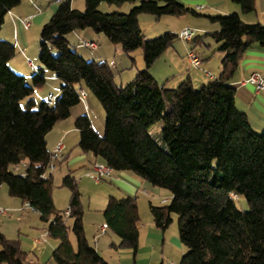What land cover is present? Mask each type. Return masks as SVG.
<instances>
[{"label": "trees", "instance_id": "obj_1", "mask_svg": "<svg viewBox=\"0 0 264 264\" xmlns=\"http://www.w3.org/2000/svg\"><path fill=\"white\" fill-rule=\"evenodd\" d=\"M244 12L254 11L256 0H235ZM84 10L72 0L43 24L39 59L43 67L32 82L9 64L16 46L0 38V184L12 196L29 202L46 223L51 237L59 240L53 252L58 264H111L89 242L84 231V209L78 180L72 174L62 186L71 191L70 217L53 199V180L46 176L52 152L46 136L54 125L71 115L79 104L78 88L87 86L106 110L101 134L88 114L77 117L79 146L112 168L142 176L172 193L167 204H151L157 227L167 230L178 215L179 235L187 247L178 264H264V130L256 131L247 113L236 105L232 84L247 50L264 46V24L247 23L239 13L211 16L220 30L207 33L224 52L219 76L196 88L190 77L176 87L160 84L150 68L179 34L167 31L146 38L141 14L181 15L198 13L180 0H141L130 12H103L100 4L118 7L136 0H85ZM20 0H0V29ZM199 14V13H198ZM92 29L103 33L126 54L142 48L146 68L126 85L115 81L107 60L88 59L68 35ZM203 36L196 35L193 41ZM62 82L55 106L38 107L34 92L47 82V73ZM24 104V100H26ZM26 105V106H25ZM162 122L161 143L150 127ZM27 162L25 170L13 167ZM234 195L244 196L248 210H241ZM236 197V198H237ZM109 230L121 238V248L134 254L139 248L140 212L135 196L111 195L104 210ZM76 236L77 249L69 236ZM40 264L28 260L18 239L0 230V264Z\"/></svg>", "mask_w": 264, "mask_h": 264}, {"label": "crops", "instance_id": "obj_2", "mask_svg": "<svg viewBox=\"0 0 264 264\" xmlns=\"http://www.w3.org/2000/svg\"><path fill=\"white\" fill-rule=\"evenodd\" d=\"M140 1L141 0H136L135 3L126 4H131L130 7L132 8L135 4H138ZM180 1L186 6L195 9L199 14L187 12L177 16L171 15L173 16L170 17L173 18L171 20L181 26L178 29L174 30L171 27L172 24L168 23V25L165 26L166 32L170 31L179 34V32L185 27H192L197 30V35L203 36L207 33L218 31L221 28L218 22L211 20V16L227 15L233 12L239 13L241 18L247 23L264 24V0H256V8L254 11L251 12H244L241 6L235 0ZM61 4L62 0H20V4L8 13V15L6 16V20L2 25V28L0 29V38L10 41L16 46V54L18 55L17 57H15V55L10 60V66L15 71L24 74L28 81H30V75L32 73L30 67L33 68L30 63H33V65L37 68H40L39 65H41L42 67V64H40V62L38 65L37 61L25 55V49L27 47L29 48L31 43V39L28 32L33 26V21L36 22V26H38L37 28L39 31V27H42L44 23L51 19V17L59 10ZM126 4L119 7L118 9L116 7L110 6L109 9H117L121 11L123 10V7ZM72 6L77 9H82L81 6H76L74 4H72ZM102 6L103 2L100 4V9H103ZM26 17H32L31 24L28 28H25L22 24V20ZM151 18L153 19V17H149L147 14H141L139 16L140 25L143 20H151ZM156 20L159 21L160 18ZM167 20L168 22H170V19ZM144 35L146 38H149V36H147L146 34ZM71 36L76 37L77 39L76 43L73 42L74 45H78L82 38L96 41L98 43L97 50H91L89 48H78L79 51L84 54L85 57L88 59H94V57L96 58L97 56L100 57V60H107L112 66L115 75L114 69H118L119 65L118 62L115 60H112L110 62L109 58L112 54H109V48L111 47H109V44L107 43V41H105L106 39L103 37L102 33H97L92 29H87L81 32H73ZM182 40L187 43L191 42V44L193 45L188 43L187 45H184L180 50L173 43V46L171 45L173 51L169 53L171 55L168 57L165 56L163 59L164 68H166L164 72H160L161 69L159 67L161 66V63L159 60L162 56L167 55L169 47L158 59H156V61L150 68L154 78L157 79L160 84H167V86L169 87H176V85H178L181 81H183L187 77H190L193 82V85L196 87L198 85L202 86L204 83H207L209 80L220 75L222 71V60L224 57V52L220 50V43L216 42L211 36H203L200 41L196 42L193 40ZM100 41H102V43L104 44L106 43V45L108 44L107 48L100 44ZM91 51L95 52L96 56L91 55ZM190 52L197 54L201 58V63L199 67L192 69L187 67L188 65L185 62L184 57ZM25 58H27L28 62V65H26L27 69H25L23 65V61L25 60ZM36 59L38 60V58ZM128 63L129 61L126 57L121 59V74L123 73V70L127 69ZM140 66L144 67L143 64H141ZM175 67L176 71L172 74L171 70H174ZM254 71H260L264 75V46L258 43L252 45L247 50L232 84L236 88L237 107L241 111L248 114L253 128L256 131L261 132L264 130V90L258 92L255 89L254 85L246 82L249 75ZM56 77L57 76L53 73H47V80ZM171 82L172 84H170ZM85 90L87 92V98L85 101V104L87 106L86 109H89V104L87 103V101L90 95L88 93V90ZM26 100H24V102H26ZM35 100L38 105V98L35 97ZM54 100L55 95L50 105L53 104ZM79 105L80 104L73 106L71 109V115L66 119L58 121L46 136L47 146L51 152L54 151L60 141H62L64 145L62 152L55 160V163L57 165L56 168L52 169V171H50V174H47L46 172V176L51 177L53 182L55 179L54 171L58 168H60L59 170L63 178L67 174H72L76 177L74 171L83 169L84 173L86 172L87 174V172L92 168L94 163L103 162L101 158L95 156L92 152L83 151L79 146L80 132L79 129L76 127L75 121L80 115L86 114L84 110L79 109ZM70 118L73 119L71 122L68 121ZM91 121L93 126L95 127V121L92 118ZM96 128L99 131L103 129L98 126H96ZM21 164H24L25 167L27 162H23ZM15 168L20 169L21 167L19 168V166H16ZM76 179L78 180L77 177ZM103 181L106 182L101 183ZM96 186H98L100 189L103 188V193L108 197V200L111 195L116 196L118 198L126 196H135L137 198L140 212V221L138 223L139 248L138 251L134 254L133 250L130 248L117 247L116 245L120 244L121 242L120 236H118L113 231L109 234L108 227L103 229V224L106 223L104 218V210L107 206L108 200L104 204V206L99 209L100 212H103V215L102 217H96L95 234H92L88 237L86 233V227L84 226V231L88 242L92 246H94L102 254V256L106 258L111 264H164L165 255H171V251L169 249L166 237V230H163L156 226L153 215L151 213L150 206L151 204L162 205L169 203L172 199V193L168 191V193L163 196V193H161V189H159L158 186H154L150 182L145 180L142 176L126 170H112L109 176L102 178L100 181H96ZM13 198H18L13 199L17 200L15 202L16 204L19 205V202H21V204L19 205V211L22 215L28 212V210L33 209L32 207H24L26 202L22 198L16 196H14ZM53 199L56 205V190H53ZM68 208L69 205L64 210L60 208L58 209L64 212ZM33 210L36 211L35 209ZM0 213L4 215L12 214L11 210L1 207ZM21 218L22 217L19 215L18 220L21 221ZM68 218L71 217L67 215V221ZM71 219V224L67 222L70 227L73 224V218ZM28 230L29 231L27 232H29V235L31 233L38 234V231H35L34 229L31 230V228H29ZM72 233L73 232L70 229V239L74 248L77 249V244L71 237ZM92 236L94 237L93 240H91ZM51 239H54L55 242H52ZM92 241H94V244L92 243ZM22 245L24 246L23 242ZM58 245V239L51 237L48 232H42L39 238H34L33 242L30 243L29 246H25V249L28 253V260L40 264H58L53 258V252L58 247ZM182 246L185 247L186 252L187 247L183 243L182 245L180 244V248L183 251L184 247ZM178 263L179 260L177 259L176 262L174 260L171 261L170 264Z\"/></svg>", "mask_w": 264, "mask_h": 264}, {"label": "rangeland", "instance_id": "obj_3", "mask_svg": "<svg viewBox=\"0 0 264 264\" xmlns=\"http://www.w3.org/2000/svg\"><path fill=\"white\" fill-rule=\"evenodd\" d=\"M72 4H74L76 6H81L82 9L78 8L80 10H84L86 7L85 0H72ZM130 5L131 4H126L123 7V10H121V11L127 12V13L130 12L131 11ZM110 6L116 7L117 9L119 8L116 5H110L107 2H103V6H102L103 9H100V10H102L103 12H111L113 10L109 9ZM117 9H115V10H117ZM147 15L149 17H153V19L151 18V20H143L141 23V26H142L141 28H142L144 34L149 36L150 39L151 38L152 39L158 38V37L162 36L163 34H165L166 33L165 26L168 25V23L172 24L171 27L174 30L178 29L181 26V25H178V23H174L173 20H171V19H173V18H170V17H173L171 15H162V16H156L153 14H147ZM159 18H160V20L157 21L156 19H159ZM167 19H170V22H168ZM37 27L38 26H36V22L33 21V26L28 32L30 39H31V43H30L29 48L27 47L25 49L26 50L25 55H27L31 59L33 58L35 61H37V64L39 65V62H40L39 52H40V45H41L42 27H39V31H38ZM69 35L67 37L73 45L74 43L77 42V39H76V37L71 36L72 33L70 36ZM102 35L106 39L105 41H107V43L109 44V47H111V48H109V54H112L109 58L110 62L112 60L113 61L115 60L118 62V65H119L118 69H114L115 70V81L119 85H126L128 82L133 80V78L138 74L139 71L146 68V63H145V59H144V51L142 48H138L137 50L131 52V54H126L121 49V47L115 46L114 44H112L105 34L102 33ZM188 43L191 44V42H188ZM188 43L184 42V40H182L181 38H177L176 41H174V45H176L180 50L182 49V47L184 45H187ZM100 44H102L105 48H107L108 44L106 45V43L104 44V43H102V41H100ZM191 45H193V44H191ZM168 49L169 50L167 52V55L162 56L161 59L159 60L161 63L160 64L161 66L159 67L161 69L160 70L161 73L164 72L166 69V68H164V64H163L164 57L170 56L171 54H169V53H171V51H173L171 46ZM91 53H90L91 55L96 56L95 52L91 51ZM17 55L18 54H16L15 57H17ZM124 57H126L128 59L129 63H128L127 69L123 70L122 71L123 73L121 74L120 62H121V59ZM36 58H38V60ZM17 59H20V58H17ZM94 59L100 60V57L96 56V58L94 57ZM40 64H41V62H40ZM141 64H143L144 67H141L140 66ZM23 65H24L25 69H27L26 68V65H28L27 58H25V60L23 61ZM39 66L41 67V65H39ZM30 69L32 70V73L30 75V81L32 82L33 75H34L35 71L33 70L32 67H30ZM175 71H176V67L174 68V70H171L172 74ZM20 74H22V73H20ZM62 84H63V82L59 78L56 77V78L47 80V82L43 86L36 87L34 97L38 98V101H39L38 107L41 106V104L44 101H47V97H48L49 93H52L55 95V100L53 101V104H52V106H55L59 96L61 95ZM170 84H172V82ZM176 86H178V85H176ZM82 87L83 88L85 87V89L88 90V93L90 95V97L87 101V103L89 104V109H86L87 106H86L84 100H82L79 103L80 105L78 107H79V109L84 110V112L86 114L90 115L89 116L90 119L92 118L95 121L96 126L103 128L101 131H99L95 126V128L99 132H101V134H103L104 130H105V126H106V120H107L106 110L103 107V105L101 104V102L99 101V99L95 96V94H93L89 90V88L87 86H82ZM196 88H201V85L196 86ZM24 104H26V102H24ZM72 120L73 119L70 118L68 121L71 122ZM161 130H162V122H160V121L156 122L155 124H153L150 127V133L160 143L162 141L161 140ZM18 166H19V168L20 167L21 168L17 169V168H15L16 166L13 167V169L16 172L21 173L25 170L24 164H19ZM59 169L60 168L56 169L55 171L53 170L54 174H55V179L53 182V190H56V201H57L56 206H57V208L64 210L69 205L71 191L68 187L62 186L63 176L61 175ZM50 171H52V169L48 168L47 174H50ZM74 173L79 180L78 186H79V189L81 192V199H82V204H83V209H84V226L86 227V233L89 237L92 234L94 235L96 232V217H102L103 212L102 211L100 212L99 209H101L102 206H104V204L108 200V197L106 195H104L103 188L100 189L98 186H96V181L93 180L92 178L88 177L86 172L84 173L83 169L74 171ZM105 182L106 181H103L101 183H105ZM159 189H161V193H163L162 194L163 196L166 195V193H168V191H169L166 188L159 187ZM13 197L14 196H12L9 193L8 186L6 184H0V207L1 208H7V209L11 210V213H12L11 215H4V214L0 213V230L7 237L13 238V239H18L21 243L22 248L24 250H26L25 246H29V244L33 242L34 238H36V237L39 238V236L42 232H44V233L47 232L46 223H44L41 220L40 214L38 212L34 211L33 209L28 210V212H26L22 215L21 212L19 211V205L21 204V202H19V205L16 204L15 202L17 200H13V199H18V198H13ZM19 201H21V200H19ZM156 202H159V201H156ZM235 202L241 210H248L249 209L248 201L244 196L238 195V197L235 198ZM19 215L22 217L21 221L18 220ZM178 220H179L178 215L174 214L173 215V222L169 226V228L166 230V237H167L169 249L171 251V255H165V257H164L165 263L164 264H170L171 261H174V260L176 262L177 259L180 262L182 257H183V253L185 252L184 246H182V247H184V251L180 248V244L182 245V243H181V239H180V235H179ZM67 222L69 224H71L72 219L68 218ZM27 227H28V229L31 228V230L34 229L35 231H38V234L31 233L29 235V232H27V231H29L27 229ZM39 230L42 232H40ZM108 233L110 234V233H112V231L109 230ZM71 237L74 240V242L77 244V240H76L73 233L71 234ZM93 238L94 237L92 236L91 240H93ZM51 241L55 242L54 239H51ZM22 242H23L24 246L22 245ZM92 243L94 244V241H92ZM186 251H187V248H186Z\"/></svg>", "mask_w": 264, "mask_h": 264}, {"label": "built area", "instance_id": "obj_4", "mask_svg": "<svg viewBox=\"0 0 264 264\" xmlns=\"http://www.w3.org/2000/svg\"><path fill=\"white\" fill-rule=\"evenodd\" d=\"M31 21H32V17H26L22 20V24L25 28H28L31 24ZM197 34L198 33H197V30L195 28L185 27L184 29H182L179 32V37L182 39H185V40H193V38ZM77 47L80 49L89 48L91 50H97L98 49V43L94 40H91V39L82 38L80 43L77 45ZM184 60L190 69L199 67V65L201 63V58L193 52L188 53L184 57ZM30 64L33 66L35 72H39V69L37 67H35L33 65V63H30ZM246 82L254 85L255 89L258 92L264 90V75L260 71L252 72L249 75V77L247 78ZM78 92H79L81 100L86 101V98H87L86 90L83 87H79ZM53 98H54V95L49 94V96L47 98V103L51 104ZM63 146L64 145H63L62 141H60L57 144L56 148L52 152V161L49 163L48 168H50V169L56 168L57 165L55 163V160L59 156V154L62 152ZM111 171H112V168L110 166H108L106 163L96 162V163H94L92 168L87 172V175L96 181H100L102 178L109 176L111 174ZM234 197L236 198L237 195H234ZM24 207H32V206L29 204V202H26ZM70 212H71L70 209H67L65 211V215H70ZM106 227H108V225H107V223H104L103 229H105Z\"/></svg>", "mask_w": 264, "mask_h": 264}]
</instances>
